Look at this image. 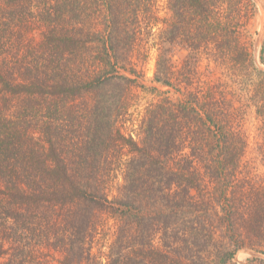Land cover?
Here are the masks:
<instances>
[{
    "label": "trees",
    "instance_id": "16d2710c",
    "mask_svg": "<svg viewBox=\"0 0 264 264\" xmlns=\"http://www.w3.org/2000/svg\"><path fill=\"white\" fill-rule=\"evenodd\" d=\"M155 2L0 0V264H238L242 249L264 264V178L246 168V139L212 85L154 104L142 146L113 118L138 76L117 59L122 5L168 41L246 62L254 3L166 0L161 18ZM85 12L103 26L90 30ZM116 82L113 106L88 100ZM124 143L140 161L112 158Z\"/></svg>",
    "mask_w": 264,
    "mask_h": 264
},
{
    "label": "rangeland",
    "instance_id": "374dc122",
    "mask_svg": "<svg viewBox=\"0 0 264 264\" xmlns=\"http://www.w3.org/2000/svg\"><path fill=\"white\" fill-rule=\"evenodd\" d=\"M252 1L255 14L250 20L248 30L241 37V42L250 47L251 54L249 61L246 62L237 60V56L219 53L214 48L199 50L179 40L168 41L165 34H160L158 30L160 26L150 27L151 23L142 17L143 14L144 16L148 15L145 13L146 11L137 17L132 14L131 6L128 3L126 6L122 5V14L117 24L121 33L116 36L115 40L119 47L117 59L126 67L136 64L138 76L128 74L136 78V82L129 86L125 84L126 92L124 84L121 85L123 87L122 95L123 97L126 95V100L123 105L121 103L118 106L115 105L114 109L117 110L113 116L115 127L121 128L125 137H132L139 146H142V137L151 122L149 110L154 104H159L165 99L176 101L180 97L184 98L189 92H196L198 87H202L203 90L207 84H210L217 94L224 97L225 107L234 113L232 125L246 139L247 150L244 155L246 168H250L257 178H264V113L262 109L264 104V74H262L264 73V63L261 61V48L264 43V0ZM165 2L166 0H161L154 4V6H159L161 18L164 17L166 11L163 8ZM95 10L97 12V9ZM97 14L91 15V18L94 16V21L91 23L88 13L85 12V25L90 30L99 25L103 26L101 18ZM134 17L137 18L136 21ZM162 26L161 24V28ZM139 47H143L146 52L139 50ZM158 61L161 65L160 72L157 69ZM157 73L162 79L170 80L171 85L157 81ZM170 73L172 74L169 75ZM105 86L104 89H96L95 92L90 93L88 100L93 103L106 100L113 106L112 99L116 97L115 92H120L117 89L120 85L116 82L114 88V84ZM116 86L118 87L116 88ZM259 109L262 112H259ZM102 116L103 114L99 120L101 124L104 121ZM163 124L164 121L155 124L157 134L164 132L165 125ZM130 147L124 143L121 152L112 158L117 161L121 160L120 162L137 163L141 160L140 153L136 148L132 150ZM122 167L124 166L122 165ZM117 173L118 176L115 178L117 184L113 188L115 191L125 183L119 168L115 170V174ZM136 183L137 178L127 186L133 190L136 189ZM122 190L125 191V189ZM131 197L130 195L129 198ZM105 244L106 239L101 237L99 243L95 244L94 251H103ZM255 255L257 254L252 250L242 249L237 253L235 259L238 264H248L247 259Z\"/></svg>",
    "mask_w": 264,
    "mask_h": 264
}]
</instances>
